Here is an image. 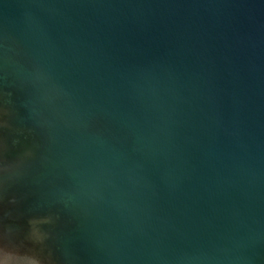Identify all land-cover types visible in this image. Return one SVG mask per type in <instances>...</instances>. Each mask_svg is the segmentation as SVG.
I'll return each instance as SVG.
<instances>
[{"label": "water", "instance_id": "1", "mask_svg": "<svg viewBox=\"0 0 264 264\" xmlns=\"http://www.w3.org/2000/svg\"><path fill=\"white\" fill-rule=\"evenodd\" d=\"M0 264H264V0H0Z\"/></svg>", "mask_w": 264, "mask_h": 264}]
</instances>
